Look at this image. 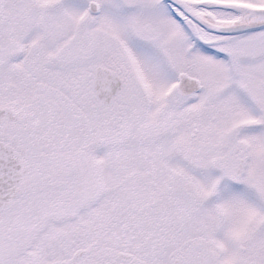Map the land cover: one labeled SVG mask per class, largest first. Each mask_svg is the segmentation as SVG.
I'll return each mask as SVG.
<instances>
[{"label":"snow or ice","instance_id":"snow-or-ice-1","mask_svg":"<svg viewBox=\"0 0 264 264\" xmlns=\"http://www.w3.org/2000/svg\"><path fill=\"white\" fill-rule=\"evenodd\" d=\"M0 264H264V0H0Z\"/></svg>","mask_w":264,"mask_h":264}]
</instances>
